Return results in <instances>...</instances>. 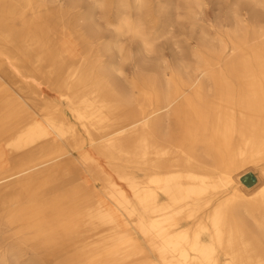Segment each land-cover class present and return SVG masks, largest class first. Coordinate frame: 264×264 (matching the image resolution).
I'll return each instance as SVG.
<instances>
[{"label":"bare ground","instance_id":"bare-ground-1","mask_svg":"<svg viewBox=\"0 0 264 264\" xmlns=\"http://www.w3.org/2000/svg\"><path fill=\"white\" fill-rule=\"evenodd\" d=\"M84 1L0 0V264H264V27L234 12L192 70L146 73L143 55L171 32L161 3ZM38 9L60 17L5 24ZM65 20L87 55L52 34ZM128 36L131 78L118 64ZM17 45L40 51L15 95L1 55Z\"/></svg>","mask_w":264,"mask_h":264},{"label":"rangeland","instance_id":"rangeland-1","mask_svg":"<svg viewBox=\"0 0 264 264\" xmlns=\"http://www.w3.org/2000/svg\"><path fill=\"white\" fill-rule=\"evenodd\" d=\"M162 5V15L160 18L162 21L170 20L172 23L170 34L158 39L155 42V53L150 55H143L145 62L141 64L146 73H165L170 76L172 68H179L184 71L183 67H187L188 70H192L198 64V58L195 56V52L198 49H202V46L213 48L215 51L220 49L219 36L230 33L235 28V16L234 12H237L244 20L251 25L258 27H264V6L254 3L252 0H199V6L194 3L186 4L185 0H155ZM91 0H85L83 7L91 6ZM177 7H179L177 9ZM189 8L192 9L193 14H189ZM157 11V10H154ZM49 10L37 11L22 10V15H16L14 20H6V25L16 30L21 29L25 22H29V19L37 17L38 13H45L44 19H59L58 12H50ZM105 11L101 8L94 10V19L98 24L99 28L102 29L107 36H110L112 28L108 27L105 23ZM165 13L167 15H165ZM39 14V15H40ZM46 14H50L46 16ZM134 18H137L135 10L131 11ZM49 17V18H48ZM62 17V16H61ZM112 17V16H110ZM8 18V17H7ZM64 20V19H63ZM149 17L143 16L146 33L154 34L156 28L149 23ZM66 23V25H64ZM57 32L52 33L54 36H63L68 38L74 45L75 59L81 58L82 56L89 53V45L84 43L80 38L79 32H74L73 22L65 20L63 23L56 22ZM227 43V52L231 48L228 37L224 36ZM123 52L121 57L122 60L118 59V64L124 68V72L128 78H131L135 71L137 60L136 56L140 49V43L138 40L132 37L121 38ZM78 43V44H77ZM97 44V40L95 39ZM9 45V43L7 42ZM40 50L34 49L30 53H25L22 46L15 47V57L7 58L1 55L6 61V69L9 70L7 78L3 84V88L6 89L7 93L20 94L24 89V85L28 86L29 81L32 78L26 76L20 70L21 66L32 67L34 61V55ZM132 55V58H129ZM91 56V55H90ZM73 62V60H70ZM76 61V60H75ZM183 66V67H182ZM185 77V73L182 74ZM18 81V83H16ZM36 81V80H35ZM38 81V80H37ZM36 81V82H37ZM21 83V84H19ZM39 83L43 84L39 81ZM44 88L51 89L44 85ZM55 89V88H53ZM136 93L137 90L133 89ZM8 230V229H5ZM6 232V231H5Z\"/></svg>","mask_w":264,"mask_h":264}]
</instances>
